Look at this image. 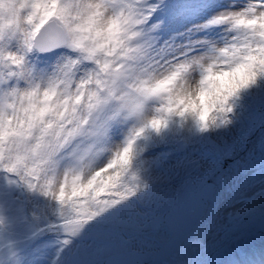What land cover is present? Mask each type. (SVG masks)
Instances as JSON below:
<instances>
[{
  "label": "snow or ice",
  "instance_id": "1",
  "mask_svg": "<svg viewBox=\"0 0 264 264\" xmlns=\"http://www.w3.org/2000/svg\"><path fill=\"white\" fill-rule=\"evenodd\" d=\"M0 264H264V0H0Z\"/></svg>",
  "mask_w": 264,
  "mask_h": 264
},
{
  "label": "clouds",
  "instance_id": "2",
  "mask_svg": "<svg viewBox=\"0 0 264 264\" xmlns=\"http://www.w3.org/2000/svg\"><path fill=\"white\" fill-rule=\"evenodd\" d=\"M223 80V76H213L209 78V83L212 87H216L218 86V84L220 83V81ZM212 88H209V91H211ZM206 95V94H205Z\"/></svg>",
  "mask_w": 264,
  "mask_h": 264
},
{
  "label": "bare ground",
  "instance_id": "3",
  "mask_svg": "<svg viewBox=\"0 0 264 264\" xmlns=\"http://www.w3.org/2000/svg\"><path fill=\"white\" fill-rule=\"evenodd\" d=\"M217 2L220 7H225L228 6L229 0H217Z\"/></svg>",
  "mask_w": 264,
  "mask_h": 264
},
{
  "label": "rangeland",
  "instance_id": "4",
  "mask_svg": "<svg viewBox=\"0 0 264 264\" xmlns=\"http://www.w3.org/2000/svg\"><path fill=\"white\" fill-rule=\"evenodd\" d=\"M227 7V6H225ZM255 236H256V239L258 240L260 237H259V232L256 230V233H255Z\"/></svg>",
  "mask_w": 264,
  "mask_h": 264
},
{
  "label": "water",
  "instance_id": "5",
  "mask_svg": "<svg viewBox=\"0 0 264 264\" xmlns=\"http://www.w3.org/2000/svg\"><path fill=\"white\" fill-rule=\"evenodd\" d=\"M258 230H259V224H258Z\"/></svg>",
  "mask_w": 264,
  "mask_h": 264
}]
</instances>
